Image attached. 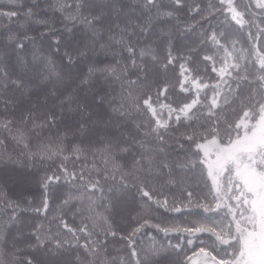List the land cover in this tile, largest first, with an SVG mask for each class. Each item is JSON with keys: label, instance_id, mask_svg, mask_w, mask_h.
I'll use <instances>...</instances> for the list:
<instances>
[{"label": "snow or ice", "instance_id": "1", "mask_svg": "<svg viewBox=\"0 0 264 264\" xmlns=\"http://www.w3.org/2000/svg\"><path fill=\"white\" fill-rule=\"evenodd\" d=\"M144 3L147 8L156 9L155 15L149 16L143 25L133 24L131 33L117 25L119 39L112 35L111 27H97V24L103 25L106 17L104 7L93 0H56L51 6L54 12L62 13L66 21L82 23L89 30L82 48L78 49L80 55L96 52L97 47L106 54L119 46L128 53L135 69L127 72L125 66L118 75V61L117 68H90L89 78L81 79L77 85V88L87 86L97 72L105 78V83L111 79L121 81L122 103L112 109L115 115L102 126L95 122L87 126L83 117L89 105L86 101L83 105L78 102L77 89L72 88L75 80L65 79L71 77L70 70L75 63L71 55H67V73L63 70L57 73L54 62L41 58L45 66L43 71L35 73L38 82L45 83L40 92L31 87L32 79L24 76L10 79L7 72L0 74V81L4 82L0 84L3 89L0 91V165H4V169L0 170H8L12 165L15 171L14 166L21 163L19 159H12L9 149L23 156L25 167L29 164L35 167L46 161L58 162L51 175L41 178L44 198L34 211L47 213L51 186L63 179L78 188L80 196L75 199L86 200L87 211L93 213L85 218L93 221L92 227L84 219L79 226H74V220L70 225L65 219L66 213L55 218L57 233L66 231L76 241L74 245L60 239L59 235L43 236L42 229L37 227L30 233L35 237V244L29 243L27 249H22L19 247L20 234L11 233V227L19 220L20 203L8 198L0 186V217L8 216L5 227L9 229L7 232L0 230V264H132L130 258L138 255L139 242L144 238L155 240L159 233L169 239L171 251L153 245L150 249L152 259H137L135 264H264V47L255 44L257 40H264V27L257 25L255 34L247 33L248 41L252 42L250 48L238 49V41L214 29L209 20L218 3V10L227 13L235 25L243 28L254 23L246 19L253 8L264 15V0H247L246 3L217 0L206 8L199 2L189 4L187 0H171L170 10H161L158 0H144ZM19 7L14 2L9 10H0V23L18 18ZM181 11L186 12L189 20L196 21L199 17L209 23V29L204 31V43L210 42L214 53L201 57L205 65L203 73L198 67L189 70L181 63L176 85L165 84L161 88L160 81L152 79V70L146 64L136 63V48L126 37L136 35V29L140 33L150 31L153 20L179 21L177 13ZM34 15L32 9L24 13L26 20H32ZM32 22L53 30L47 19ZM185 24L182 31L186 33L203 31L199 21L192 24L185 21ZM176 27L179 28V23ZM64 30L71 31L67 24ZM104 31L108 32L107 41L102 34ZM9 39H16V49L22 50L24 40L30 37L25 35L21 40L10 36ZM56 44L59 51L60 40H56ZM199 52L196 50L195 55L199 56ZM192 55L190 53L187 59L173 57L169 42L164 68L176 59H186L187 64H192ZM209 64L215 77L209 75ZM210 79L218 82L210 83ZM9 88L17 89L20 96L14 100L5 98L4 93ZM97 96L99 103L106 99L99 92ZM161 97L168 103L161 105ZM74 103L75 109L72 108ZM111 103L116 104V101ZM65 106L67 111H64ZM73 111L81 116L76 131L98 132V147H63L68 132L72 131ZM133 113L143 122H135ZM91 119L89 115L88 120ZM61 124L66 125L64 129L60 128ZM166 149L179 150L177 156L184 152V159L169 160ZM65 151L90 152L91 168L81 163L77 170L75 161L80 155H75L72 170H69L66 162L70 157L63 154ZM84 160L87 161V155ZM197 170L207 191L201 190L199 184L193 187L187 182L189 174ZM174 188L179 189V198L172 191ZM105 195L107 203L97 206L104 208L108 218L94 212L92 207L96 201H104ZM73 199L69 196L61 207L69 205ZM160 209L163 212H159ZM153 212L159 214L153 215ZM172 213L177 215H168ZM114 216L123 221L122 230L113 228L115 221L111 218ZM110 236L123 242L129 251L128 260L111 255ZM171 238L178 241L175 246L171 245ZM81 239L84 243H80ZM49 243L52 244L50 248L47 247ZM42 252L47 254L46 259L38 255Z\"/></svg>", "mask_w": 264, "mask_h": 264}, {"label": "trees", "instance_id": "2", "mask_svg": "<svg viewBox=\"0 0 264 264\" xmlns=\"http://www.w3.org/2000/svg\"><path fill=\"white\" fill-rule=\"evenodd\" d=\"M18 3V11L20 16L18 18H13V20H4L0 23V74L7 72L10 79H16L18 76H24L26 79H32L33 83L31 87L35 91L40 92L44 87L45 83L38 82L39 78L35 77V73L43 71L44 64L41 58H46L48 61L54 62L56 66L57 73L63 72L67 73L69 71L67 67V55H71L75 63L71 67V77L66 76L65 79L71 82L75 80L72 84V88L77 89L76 96L78 102L83 105L86 101L89 105L88 111L84 114L83 119L87 121V126L91 127L92 124L98 123L101 126L107 123L115 113L112 109L121 101V81L116 79H111L109 82L105 83V78L99 75L97 72L95 75L91 76L89 84L87 86L80 85L81 79L89 78L90 68H101L104 66H111L117 68V61L119 62V67L117 68V74H120V69H124L126 66L127 72L135 71L132 67L130 59H128V53L124 51L121 47L116 46L110 49L106 54L99 50L97 47L96 52H90L87 55H80L78 49L82 48L83 43L86 41L89 35V30L82 23L73 22L71 20L66 21L64 16L60 12H54L52 10V5L56 0H0V10H9L12 3ZM97 5L104 7L105 21L103 25L97 24V27H103L107 29L111 27L112 35H115L119 39V28H127L128 32L133 31V24L143 25L144 21L149 16H154L156 9H149L145 6L144 0H93ZM189 4L194 2H199L202 7H207L209 3H217V0H187ZM246 3L247 0H242ZM161 10H170L172 7L171 0H158ZM114 5V7H113ZM219 5L217 3V9H214L209 20L214 29L221 32H226L229 35L230 40L238 41L237 48L248 49L251 47L252 42L248 41L247 33L251 31L253 34L257 32V25L260 27L264 26V15L260 14V10L253 8L246 19L254 21L252 24H246L243 28L235 25L234 22L230 20V17L225 12L218 10ZM28 9H32L35 14L32 20H26L24 13ZM208 15V13H205ZM179 16V21L176 19L166 20L157 19L152 21V26L150 31L145 33H140L139 29H136V35L126 37V39H131L132 43L136 48V63L138 65L144 66L145 64L149 69L152 70V79L160 81V87L163 88L165 84L169 87L176 85L177 77L180 75L181 69L180 64L185 63L186 68L191 70L192 68L198 67L201 73L205 68L204 63L201 62V57L203 55H212L214 53V48L210 42L204 43V31L209 29V23L200 20L196 17V21L203 24V31L198 29L197 32L186 33L183 28L186 27L185 21L188 24L195 23L196 21L189 20L186 12L181 11L177 13ZM47 19L53 25V30H49L48 27L43 26L39 23L32 22L33 20ZM179 23V28L176 27ZM65 24L71 29V31H65ZM119 25V28H117ZM103 36L105 41L108 38V32L104 31ZM25 35L30 37V39L24 40ZM10 36L24 40V49H16L15 43L16 39H9ZM56 40H60L59 51H57L58 45ZM169 42L171 43V51L173 57H184L188 58L189 54L192 53V64H187L186 59L180 60L176 59L173 64L168 65L167 69L164 68L166 63L165 57L168 54ZM258 47H264V40H258ZM200 50L199 56L195 55L196 50ZM143 50H148L141 55ZM218 56L222 53H216ZM155 57V60L153 59ZM217 67H219V62H217ZM211 64H209V75L210 77H215V73H211ZM130 79H135V76H130ZM126 82V81H125ZM208 82L217 83L216 79H210ZM4 83L0 81V84ZM220 87L224 89L225 85L222 81L219 82ZM47 87H51V84H47ZM178 90V87H177ZM3 91V89H0ZM106 97L103 103L98 102L97 93ZM155 93V88L153 89ZM20 96V92L15 88H9L5 93V98L17 99ZM35 98V96L33 97ZM172 97L170 96V99ZM116 101V104L111 103ZM56 103H59L58 101ZM168 101L164 100L163 97L160 99V104H166ZM2 108V105H0ZM72 108H76V104L72 105ZM59 112L60 109L57 108ZM64 111H67V106H65ZM166 112V109H164ZM91 115L92 119L89 121L88 116ZM73 119H71L70 124L72 131H69L66 139L64 140L63 147L65 149H71L74 145L80 146L85 149H94L98 147L96 145V138L99 133L91 132H77L76 126L77 122L81 120V116L73 111ZM133 119L135 122H143L141 118L136 117L133 113ZM131 122V120H130ZM66 125L61 124L60 128L64 129ZM61 136L64 135L61 131ZM52 135H55V129ZM35 144V141H33ZM35 151V148H33ZM168 153L169 160H183L184 152H177L179 150L166 149ZM9 155L12 156L13 160L19 159L21 163L16 164L15 171L12 170L13 166L9 165L8 170H0V186L3 187V191L6 196L14 201L20 203V208L18 210L19 220L14 226L11 227V233L16 235L20 234L19 247L22 249H27L29 243L35 244V237L30 236L37 227L42 229V235L47 237H54L59 235L62 240L70 241L73 245L76 243L72 240L71 236L62 231L58 234L56 230L55 218L60 215H65L66 221L72 225L74 220V226H79L81 220L93 226V221L91 219H85L93 215L87 211L89 204L86 200L75 199V197L80 196V191L78 188L66 180H60L58 183H54L51 186V190L48 193L49 210L47 213L43 211L37 213L34 211L35 208L41 206V201L44 198V190L41 183V178L43 176L51 175L52 171H55L58 167V162L46 161L43 164L37 163L35 167L29 164L27 167L23 164V156H18L13 153L11 149L8 150ZM70 157L66 162L69 170H72V163L75 155H80V159L76 160V168L79 170L81 163H87L88 167L91 168L92 156L90 152L85 154H74L70 151H65L63 153ZM84 155H87V161L84 160ZM7 159V157H5ZM99 159V157H97ZM0 169H4V165H0ZM95 176V172L92 173ZM23 177V180L21 179ZM188 183L192 184L193 187L196 184L200 185V189L207 191L204 188V181L199 175L197 170L195 173H190L188 176ZM210 184L211 181L209 180ZM107 185L105 186V194H107ZM167 191V189H165ZM172 191L175 192L179 198V189L174 188ZM99 195V193H97ZM69 196L74 197L69 205L63 206V201L68 199ZM107 195H105L104 201H96L92 205L94 212L101 213L103 217L108 218V213L104 211L103 207H98L101 203H107ZM31 202V203H29ZM195 204V201L193 202ZM71 208V211L69 210ZM76 212L82 213V215H73ZM159 212H163L160 209ZM158 212H153V215H158ZM170 216H176L177 214H168ZM115 223L113 228L122 230L124 228V223L119 216H114L111 218ZM8 222V216L5 215L0 217V230L7 232L9 229L5 227ZM177 223L179 221H176ZM96 230L99 232L100 228L97 227ZM139 239V238H138ZM171 245L175 246L177 240L171 238ZM54 243V241L52 242ZM80 243H84L83 239ZM183 243V241H180ZM155 245L156 247L163 246L165 249L169 248V239L164 238L162 233L156 234V239L144 238L143 241L139 242L137 247L138 255L136 257H131L132 264H135L137 259L141 260H151L153 253L150 249ZM47 247H52V244H47ZM108 248L113 257L119 258L120 260L129 259V251L124 248L123 242L119 238L108 237ZM41 258H45L46 253H39ZM173 258H175L173 256Z\"/></svg>", "mask_w": 264, "mask_h": 264}, {"label": "water", "instance_id": "3", "mask_svg": "<svg viewBox=\"0 0 264 264\" xmlns=\"http://www.w3.org/2000/svg\"><path fill=\"white\" fill-rule=\"evenodd\" d=\"M264 27V26H263ZM255 44L257 45V47H258V40L257 41H255Z\"/></svg>", "mask_w": 264, "mask_h": 264}]
</instances>
